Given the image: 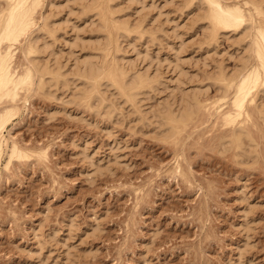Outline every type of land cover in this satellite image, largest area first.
Here are the masks:
<instances>
[{"label": "rangeland", "instance_id": "1", "mask_svg": "<svg viewBox=\"0 0 264 264\" xmlns=\"http://www.w3.org/2000/svg\"><path fill=\"white\" fill-rule=\"evenodd\" d=\"M52 1L41 11L53 37L35 32L62 71L85 55L100 60L97 18L83 12L90 0ZM186 3L113 0L118 22L145 31L121 36L118 63L161 83L136 104L147 120L112 89L102 92L101 109L72 100L74 84L24 103L20 92L7 130L30 155L0 174V264H264V93L245 125L253 148L247 154L226 146L230 128L213 108L208 114L207 103L220 94L216 73L240 63L239 35L224 31L206 45L200 8ZM40 49L42 64L48 51ZM22 62L16 52L15 67ZM178 77L207 106L176 141L160 136L151 114L172 103Z\"/></svg>", "mask_w": 264, "mask_h": 264}, {"label": "bare ground", "instance_id": "2", "mask_svg": "<svg viewBox=\"0 0 264 264\" xmlns=\"http://www.w3.org/2000/svg\"><path fill=\"white\" fill-rule=\"evenodd\" d=\"M0 1L3 5L8 2V0ZM14 2L20 5L14 14L9 15L4 12L3 7H0V60L3 63V67L0 69V104L8 103L4 106L1 105L2 107L0 108V174L2 170L8 169L13 160L24 157L28 158L30 155L28 149L21 147L16 141L10 140L9 131L7 130L11 117L19 110L17 103L20 100V92L25 93H23L24 96H21L24 103L28 101V97L31 94L54 95L57 89H59L58 87L69 88L74 84L76 91L73 94L72 100L79 99L78 101L88 106L97 104L96 106L101 109L106 105H104L106 101L104 97L106 95L103 96L102 92L108 93L112 89L110 92L114 91V94L109 93L112 96L116 94L117 98L116 96L115 98L118 101L121 100L124 103L123 105L128 104L127 106L133 107V112L136 113L139 121L143 122L147 120L139 105L136 106V104L140 96L148 95L149 92H155L161 83L155 79L154 75L151 76L148 70L143 69L142 72V69H140V72L136 70L137 72L132 73V70L128 71L129 68L127 71L125 70L126 68L124 69L125 64L122 67L118 63L116 56L120 51L119 42L121 36L126 35L128 37L134 32L136 34L140 33L138 35L142 38L145 31H142L141 26L135 25L134 27L137 26L138 28L134 29V27L131 28L129 26L128 22V24L118 22L115 19V11L112 9L113 0H90L88 4L83 6L84 15L87 16V14L91 13L97 18V31L102 35L103 42L100 43L98 40L100 46L96 48V51L97 49L99 50L100 54H98L101 56V59L99 60L97 54L85 55L84 58L79 59V62L77 61L72 65L69 72L62 71L64 65H61L57 54H55L56 56L54 55L55 51L49 49L47 41L40 43L36 38V30L43 35L46 34L52 37L54 35L49 17H45L41 11L45 4L50 6L53 4V1L14 0ZM187 2L189 5L186 3V6L196 5L200 8V20L203 21L204 25L203 34L206 45L215 44L218 37L224 31H229L228 33L236 32L239 35L237 44L242 48L240 63L232 73L228 74L223 70H219L216 73L214 79L220 85V94L216 97L217 99L213 98L215 99L214 101L209 99L211 102H208V100L204 102H208L207 105L209 104V107H211V111H209L210 108L208 107V114L209 112L212 114L213 110L215 111L213 115L218 114L219 116L220 113V121L222 120L223 124L230 128V136L223 142L225 143L226 141L228 146H233L238 151L247 153L249 147L253 148L254 146L248 134L249 132L245 128V125L249 124L252 120V112H250L249 108L251 106L252 108L257 107V99L264 93V36L261 34L264 32V29L259 24V17H257V24L254 29L251 26H238L227 14L229 6L235 7L236 5H241L234 1L187 0ZM259 2L258 0H244V4H259ZM2 3L0 4L2 5ZM213 3L219 5V7L213 8ZM257 11L258 9L253 7L251 13H257ZM244 17L248 20L251 19V14L247 9L244 10ZM75 42H71L72 46L76 45ZM72 46L70 44V47ZM40 47H42L44 52L48 51V54L45 55L47 58H44L42 64L38 62V55L42 52ZM16 52L22 56L21 71L20 67H15ZM177 57L178 55H176ZM175 60L177 62L179 59ZM176 62L174 63L175 66H177ZM175 66L174 68H176ZM178 66L176 70L179 68ZM176 80L177 88L176 90L173 89L174 91L172 90L173 93L170 95L172 103L169 101V103L167 102L161 106L156 112H152L151 118L152 122H155L159 128L158 132H160V136L162 135L161 137L179 141L180 135L186 125L207 105H204L201 99L199 100L200 95L197 93L199 90L197 92L196 90H192L194 92L183 91L180 88L182 84L180 77ZM78 82L81 83V88L78 87ZM178 90L180 92H177L179 97L174 94ZM115 98L114 100H116ZM177 98V108L174 109V103ZM227 103H229V107L227 106L228 108L225 111L223 109L226 106L224 108L222 106L227 105ZM109 111L107 110V112ZM260 118H262V114H260ZM40 153L41 151L39 155ZM4 154H6L7 159L3 163ZM176 168L178 174L181 175L179 163H176ZM245 228L247 229L248 226L246 225Z\"/></svg>", "mask_w": 264, "mask_h": 264}, {"label": "snow or ice", "instance_id": "3", "mask_svg": "<svg viewBox=\"0 0 264 264\" xmlns=\"http://www.w3.org/2000/svg\"><path fill=\"white\" fill-rule=\"evenodd\" d=\"M0 7L4 8V12L11 15L14 14L16 9L20 7L14 0H8V2L4 5H0ZM213 8L219 7V5L213 3ZM255 7L258 9L257 13H251L252 8ZM251 14V19H245L244 17V10ZM235 22L239 25H244L245 27L251 26L253 29L257 24V17H259V24L262 29H264V0H260L259 4L247 3L244 5H236L235 7L229 6V10L227 13ZM243 31V29H241ZM264 36V32L261 33ZM3 63L0 60V69H2Z\"/></svg>", "mask_w": 264, "mask_h": 264}]
</instances>
